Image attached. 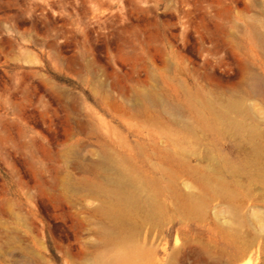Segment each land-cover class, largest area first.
<instances>
[{
    "label": "rangeland",
    "instance_id": "1",
    "mask_svg": "<svg viewBox=\"0 0 264 264\" xmlns=\"http://www.w3.org/2000/svg\"><path fill=\"white\" fill-rule=\"evenodd\" d=\"M263 57L264 0H0V264H132L107 234L113 181L179 170L194 104L243 93L247 62L264 80ZM245 100L264 136V101ZM239 141L219 145L240 159ZM231 173V201L186 172L197 209L165 179L142 198L135 264H264V171Z\"/></svg>",
    "mask_w": 264,
    "mask_h": 264
},
{
    "label": "bare ground",
    "instance_id": "2",
    "mask_svg": "<svg viewBox=\"0 0 264 264\" xmlns=\"http://www.w3.org/2000/svg\"><path fill=\"white\" fill-rule=\"evenodd\" d=\"M256 48L258 49L257 44L254 49ZM259 61H262L259 66L264 71V57L263 60ZM262 77V72L256 67V63L247 62V79L244 83L243 93L235 91L228 94L223 106L214 105L209 100L210 98L203 104H194L192 119L186 124L187 133L191 136L192 139L190 140L193 145L189 149L190 156L186 159L168 153V157L179 170H172L168 166L162 167L161 172L165 174L163 178L147 173L136 174L125 171L118 174L117 179L113 181L108 205L104 210V213L107 214V221L110 223L107 233L109 240H117L123 247L118 259L121 258L120 260L132 264L137 263L140 259L143 250L137 247L132 234L133 217L142 198L152 206L158 205L160 202L159 195L164 187L162 185L163 179L167 180V186L172 191L171 195L181 200V204L187 205L191 209H197V203L190 201L194 196L183 193L176 185L179 172H186L194 184L203 187L201 189L217 192L222 198L231 201L238 196L236 193L238 190L231 188L229 182L224 179L225 171L230 170L234 176L239 171L250 173L252 169L256 168L264 171V160L261 161L264 157V136L260 125L261 120L251 107L246 105L245 100L249 97H255L264 101V80ZM169 111L171 113V110ZM188 117L187 115V119ZM173 119L175 118L173 117ZM228 133L240 139V143L232 144V148L238 154L243 152L242 158H231L220 147L219 141ZM200 144H205V151L201 155L194 147ZM193 158H197L199 162H192ZM208 159H216L217 162L211 166H209L210 164H203V161ZM237 179H233V184L238 186Z\"/></svg>",
    "mask_w": 264,
    "mask_h": 264
}]
</instances>
